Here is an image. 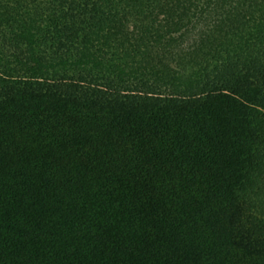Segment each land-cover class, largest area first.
<instances>
[{
	"label": "trees",
	"instance_id": "obj_1",
	"mask_svg": "<svg viewBox=\"0 0 264 264\" xmlns=\"http://www.w3.org/2000/svg\"><path fill=\"white\" fill-rule=\"evenodd\" d=\"M0 264H264V0H0Z\"/></svg>",
	"mask_w": 264,
	"mask_h": 264
}]
</instances>
